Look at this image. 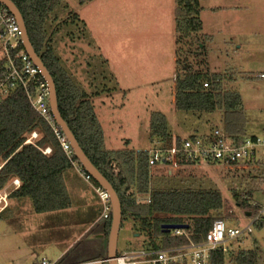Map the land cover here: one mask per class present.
I'll return each instance as SVG.
<instances>
[{
	"label": "rangeland",
	"instance_id": "374dc122",
	"mask_svg": "<svg viewBox=\"0 0 264 264\" xmlns=\"http://www.w3.org/2000/svg\"><path fill=\"white\" fill-rule=\"evenodd\" d=\"M197 2L201 30L180 40V60L185 61L181 68L175 63L174 0H62L49 16L47 47L88 96L105 150H148L153 113L161 114L168 132L181 139L222 129L220 112L194 115L175 110L174 78L186 67L220 75L222 88L240 97L245 136L264 139V80L257 78L264 73V0ZM169 171L172 188L218 191L228 210L227 228L242 229L250 222L238 203L264 206V157L256 165L171 162L150 168L157 183ZM65 185L70 205L60 211L36 214L30 199L8 200L0 213V264H39L42 259L78 264L97 256L92 245L86 250L84 245L94 242L102 202L92 182L86 183L74 169ZM147 241L139 222L121 218L117 255L145 251ZM229 247L233 253L239 248L253 251L256 264H264V223L251 226V233Z\"/></svg>",
	"mask_w": 264,
	"mask_h": 264
},
{
	"label": "trees",
	"instance_id": "16d2710c",
	"mask_svg": "<svg viewBox=\"0 0 264 264\" xmlns=\"http://www.w3.org/2000/svg\"><path fill=\"white\" fill-rule=\"evenodd\" d=\"M10 1L23 19L35 53L53 79L62 119L85 155L117 193L122 218L129 217L139 222L140 229L148 237L143 245L145 251L201 243L214 221L224 219L225 223L229 218L228 210L224 208L218 191L172 188L170 171L162 182L157 183L150 173L147 150L104 149L103 133L88 96L75 86L47 47L45 24L62 0ZM174 2L178 35L175 63L181 68L185 61L180 60L179 53H183V48H180L183 41L180 40L200 32L201 23L197 0ZM189 43L191 46L193 41ZM2 64L0 57V69ZM221 82L220 75L208 76L186 67L174 78V108L194 115L220 112L223 131L241 139L245 137L246 120L240 111V97L236 92L222 88ZM204 84L207 88L203 87ZM33 134L36 137L31 141ZM149 139L150 142L157 140L163 149L178 148L182 140L168 132L166 120L159 113L151 114ZM46 149L49 153L44 154ZM72 169L50 127L31 108L24 93L21 90L10 93L0 104V194L7 193V199H30L36 214L63 210L70 205L65 180ZM13 181H18L17 188L10 187ZM91 182L98 186L93 180ZM145 198L149 199L148 203L137 201ZM238 207L243 209L244 215H253L257 210L246 201L238 203ZM110 220L111 217L105 220V236ZM162 225H187L184 230L186 237L164 233ZM238 241L241 240L232 242ZM232 242L212 253L210 264H256L253 251L239 248L233 253L229 247Z\"/></svg>",
	"mask_w": 264,
	"mask_h": 264
},
{
	"label": "built area",
	"instance_id": "2783aa9c",
	"mask_svg": "<svg viewBox=\"0 0 264 264\" xmlns=\"http://www.w3.org/2000/svg\"><path fill=\"white\" fill-rule=\"evenodd\" d=\"M20 35L15 17L0 4V57L3 61L0 69V104L10 93L21 90L31 108L50 127L72 168L86 183L91 184V177L80 167L77 160H73L72 149L54 121L49 109L47 83L23 49ZM257 78L264 80V73ZM203 87L207 88V84ZM147 152L150 168L158 163L171 162L224 166L256 164L263 161L264 139L249 136L237 139L227 135L223 129H214L208 135L182 139L178 148L163 149L160 143L154 140ZM43 153H49V149L44 150ZM92 188L102 202L100 220H108L111 217L108 195L99 186ZM137 201L148 203L149 199ZM249 217V224L242 229L227 228L223 221H214L206 232L204 240L198 244L188 243L185 246L158 251H137L120 255L116 253L113 261L115 264H210L212 253L225 248L232 241L242 240L246 234L251 233V226L264 223V206L258 208ZM170 233L172 236L186 237L184 230H172ZM109 262L110 260L105 257L78 264H109ZM39 264L62 263L60 260L47 262L42 259Z\"/></svg>",
	"mask_w": 264,
	"mask_h": 264
},
{
	"label": "water",
	"instance_id": "95a60500",
	"mask_svg": "<svg viewBox=\"0 0 264 264\" xmlns=\"http://www.w3.org/2000/svg\"><path fill=\"white\" fill-rule=\"evenodd\" d=\"M0 4L4 6L11 15L16 19V23L20 28V38L22 42V47L25 50L26 54L33 62V64L40 70L41 75L43 76L48 87V103L50 112L54 118L55 123L60 128L63 133L66 141L68 142L75 159L77 160L80 167L91 177V179L105 191L109 198V204L111 208V220L109 225V230L107 234V250H106V259L110 260L109 264H115L114 258L116 256V244L117 237L120 230L121 224V205L117 193L113 189L109 181L96 169V167L91 163L88 157L85 155L78 142L76 141L74 135L69 129L67 123L62 119L56 98V90L53 79L41 61L40 57L35 53L26 33V29L23 23V19L15 7V5L10 0H0ZM250 214L246 213L245 217H249ZM187 225H162L161 230L164 233H169L172 230H186Z\"/></svg>",
	"mask_w": 264,
	"mask_h": 264
},
{
	"label": "crops",
	"instance_id": "0c3cea01",
	"mask_svg": "<svg viewBox=\"0 0 264 264\" xmlns=\"http://www.w3.org/2000/svg\"><path fill=\"white\" fill-rule=\"evenodd\" d=\"M18 185H19V183H18V181H13L12 182V184H11V188L13 187V188H17L18 187ZM9 187V188H10ZM2 195H3V197H2ZM2 195H0V200H1V203H3V206H2V208L0 209V213L2 212V211H4L7 207H8V205H9V203H8V200L9 199H7V193H2ZM102 222V220H100V218L98 217L96 220H95V223L97 224V230H95L94 231V237H93V239H94V242L93 241H87L86 243H85V250L88 248V249H90L91 248V246L90 245H92L93 247H94V251H96L98 254H97V256H95V257H93L92 259H91V261H95V260H100V259H103V258H105L106 257V250H107V236H105V228H104V223H101ZM98 224H100L99 226H98ZM99 227V228H98ZM103 253V255L104 256H101L100 254H102ZM90 255H92V252H91V254ZM89 262V261H88ZM20 263V261L18 260V262H17V264H19ZM82 263V262H81Z\"/></svg>",
	"mask_w": 264,
	"mask_h": 264
}]
</instances>
